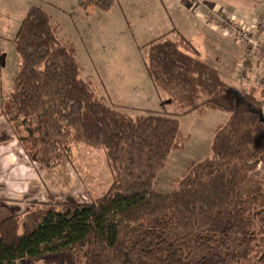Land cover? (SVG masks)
I'll use <instances>...</instances> for the list:
<instances>
[{
    "label": "trees",
    "instance_id": "1",
    "mask_svg": "<svg viewBox=\"0 0 264 264\" xmlns=\"http://www.w3.org/2000/svg\"><path fill=\"white\" fill-rule=\"evenodd\" d=\"M80 5L107 11L113 0ZM13 45L19 61L2 115L28 157L54 169L81 142L103 150L111 183L89 204L40 201L1 219L0 264L76 253L72 264H264V178L249 176L264 161V88L234 97L182 36L149 41L145 69L164 105L229 113L210 157L159 193L154 180L184 141L176 114L109 106L41 6L28 7Z\"/></svg>",
    "mask_w": 264,
    "mask_h": 264
},
{
    "label": "crops",
    "instance_id": "2",
    "mask_svg": "<svg viewBox=\"0 0 264 264\" xmlns=\"http://www.w3.org/2000/svg\"><path fill=\"white\" fill-rule=\"evenodd\" d=\"M21 1L23 3L9 5L3 8L0 17L7 16L9 18L18 14L20 17L22 16V20L28 7L31 5L25 3L29 2V0ZM113 1V6L107 11H103L96 7L79 8V19L82 28L81 40L85 33V40H83V43L84 46L87 47L86 52L82 54V58L85 56L94 68L95 65L100 67L106 65V67H110L111 64L130 68H125V71L121 73L120 76L107 79V81L104 77L102 78V74V76L99 75L95 70L94 72L97 74V79L100 81V84H97L93 76L85 71L84 67L81 65L79 53L74 45L76 49V60L82 67L81 77L91 83L97 94L107 97L109 103L111 102V104L123 108L126 107L125 109L134 110L136 113L144 111L167 112L164 105L161 104L162 99H160L159 94L158 98L154 88L149 86V84L147 87L148 94L144 95L142 92H137L136 94H139V96H137V99L133 102L131 101L132 99H130L133 98V96L126 92L132 84L137 83V81L133 79L131 65L128 60V58L133 59L134 51H132V49L135 50L130 38L132 33L131 23L126 16L130 9V5L135 8V14L141 21L144 19V16L149 17V32L152 31L154 37L144 40L145 45L149 41L162 35H165L168 39L173 38L170 40L174 41H176L179 36H182L196 48L199 60L202 63L216 69L223 81L231 82L232 73L230 74L227 68L231 65L235 67L237 62L241 60V55L243 53L242 43L236 39L230 38L228 33L222 28L212 29L209 27V24H207L204 19L193 12L191 7L195 0ZM140 1L142 7L136 6ZM202 1L210 8L221 11L228 19L238 18L241 22H248L252 18H259L264 15V0ZM142 12H144L145 15H142ZM20 22L15 21L16 26L12 27L11 32L8 34V37L11 38V43H13ZM1 29L4 30L5 27L1 26ZM106 48H108V50L104 53ZM120 55H124L127 58L122 63L118 62ZM259 60L260 59L257 58L255 65L249 64L248 68L251 70L250 76H248L249 78L257 71H259V74L261 73L262 63ZM81 61L83 60L81 59ZM141 63L142 60L137 67L141 68ZM250 83L251 80L249 79V83L233 85V88L237 91L235 97L245 93ZM124 89H126V91ZM3 96L1 95V101H3ZM166 107L176 111L175 106ZM49 187L51 189L59 188L57 186V178H54L53 174H49L48 169L32 163L28 156L25 155L17 138L12 135L9 123L4 115H2L1 102L0 220L8 215L31 209L35 202L55 201V198H53L49 192ZM34 191H39L41 193L36 197ZM18 263L19 261H17L16 264Z\"/></svg>",
    "mask_w": 264,
    "mask_h": 264
},
{
    "label": "rangeland",
    "instance_id": "3",
    "mask_svg": "<svg viewBox=\"0 0 264 264\" xmlns=\"http://www.w3.org/2000/svg\"><path fill=\"white\" fill-rule=\"evenodd\" d=\"M86 1H90V0H86ZM86 1L29 0V2H25V3H28L27 5H31V6L32 5L41 6L50 15L51 22L58 27L59 36L61 37V39L71 43L72 45H75L79 53V59L81 65L84 67L85 71H87L89 74L93 76V79L96 80V83L100 84L99 79H97L98 78L97 74H95L94 72L95 70L99 75L102 74L103 75V76L101 75L102 78L104 77V79L107 81V79L114 78L115 76H120L121 73L125 71V68L129 69L130 67L114 66L113 64H111L110 67H106V65L104 67L95 65L94 68V66L89 63V61L86 59L85 56L84 58H82V54L83 52H86L87 47H85L83 43V40H85V33L83 34L81 40L82 28H81V21L79 19L80 18L79 8L96 7L100 9L99 7L94 5H88L86 7H82L80 5V2H86ZM21 3H23L21 0H0V14H2L1 10L6 6L17 5ZM126 5H130V4H126ZM136 6L142 7L141 1ZM191 8L193 12L197 14L200 18L204 17L206 14V11L204 10L205 13L204 15L201 16L195 10V7L193 5ZM127 13L128 14H126V16L128 17L131 23V30H132L130 38L135 48V50L132 49V51H134L133 59L128 58V60L131 65V72L133 75V79L136 80L137 83L132 84V86H130L127 89V91L126 89L124 90L133 96V98H130L132 99L131 101L133 102L134 100L137 99V96H139V94H136L137 92H142V94L144 95L148 94L147 87L149 84V86H152L154 88L156 95L158 96L159 94L160 99H162L161 104L164 105V102L168 98V96L166 94H162L159 90L156 89L150 77L148 76L147 72L145 74L146 70L144 69L145 55H146L144 40L149 39L150 37H154L153 32L152 31L149 32V27H150L149 17L144 16V19L141 21L140 18L137 17V15L135 14V8L133 6L131 7V5ZM141 14L145 15L144 12H142ZM214 16L218 17L217 13H214ZM21 18L22 16L20 17L18 14H15L14 16L9 18L7 16L0 17V98L1 95L5 96V94H7L11 90L14 75L18 67V61H19L18 56L14 49L13 43H11V38L8 37V34L11 32L12 27L16 26L15 21L20 22ZM223 18H225V15H223ZM259 19L261 20V25L259 26V28L257 24L255 29L254 30L251 29L252 31L250 30L249 33L252 35L254 34V36L258 38L260 46L259 49L253 52L252 56L247 57V53L249 51L247 42L245 41L246 37H248L249 35V33L247 32V28H249V26L253 22L255 23L256 21L258 22ZM219 21H221V24L217 23L216 21L213 22L205 21V22L207 24L209 22V27H211L212 29L222 28L223 30H225L228 33V36H230V38L236 39L237 41L242 43V49H243L241 60L237 62L235 67H232L231 65L230 67L227 68V71H229L230 74L232 73L231 82L230 81L225 82L222 79L221 80L224 83H226V85L231 89L232 95L234 97L237 91L235 88H233V85H243L244 83H249V79L251 80V83L249 84L247 91L252 86L264 88V27H263L264 15L260 16L259 18H252L248 22H243V21L241 22L238 20V18H230V19L227 18V20L226 19L222 20L221 18H219ZM229 22L231 24H228ZM1 26L5 27V29L2 30ZM107 50L108 48L104 50V53H106ZM256 57L259 58L260 59L259 61L262 63V71L260 74L258 73L259 71H257L254 75H252L249 78L248 76H250L251 70L248 68V66L249 64L251 65L256 64V60H257ZM81 59L83 61H81ZM126 59L127 58L124 55H120L118 62L122 63ZM141 60L142 63L140 68L137 67V65L138 64L140 65ZM242 69H243V75L241 74ZM228 75H227V79H228ZM97 95L99 97H102L109 106H118L111 104V102L109 103L107 97L101 96L99 94ZM1 102L3 105V101H1L0 99V104ZM166 106L168 105H164L167 112H158V113H164L165 115H169L175 112L173 114H176V118L180 123V130L182 136L184 137V141L180 148L174 149L170 152V155L168 157L164 169L157 175L156 179L154 180L153 189L159 193H169L175 190L178 182L187 173V169L191 163H199L204 161L206 158L210 157V146L212 143V139L215 135V131L217 127L220 126L221 124H224L229 117L228 112L209 109L206 107L202 109H196L185 115H181L179 114L182 111L181 109H178L176 107L175 108L176 111H174V109H169ZM125 108H123L124 109L123 111L131 116H136L143 113V112L136 113L134 110L125 109ZM10 128L12 131V135H14L18 140V137L14 133L11 125ZM18 143L22 148V150L24 151L25 155H27L23 145L21 144V142H19V140ZM70 151H71V156L69 162L63 163L60 166L54 168L53 170L48 169L49 174H53L54 178H57V186L59 187L57 189L55 188L51 189L49 187V192L51 193L52 197L55 198V201L53 200L51 201L58 204H67V203L89 204L98 197L105 194L111 183V173L106 158L104 156V152L102 149L92 148L81 142L72 144ZM30 161L32 163H35L31 159ZM249 176L253 179L264 178L263 160H261L256 165V167L250 171ZM40 193L41 192L39 191H34V195L36 197H38ZM57 200L58 201L63 200L64 202H58ZM18 213L21 212H17L15 214ZM76 255L79 257L78 253H76L75 255H65V256H61L58 254L44 259H37L32 261L29 260L19 261L18 264H72L73 261L77 262L78 260V257Z\"/></svg>",
    "mask_w": 264,
    "mask_h": 264
},
{
    "label": "built area",
    "instance_id": "4",
    "mask_svg": "<svg viewBox=\"0 0 264 264\" xmlns=\"http://www.w3.org/2000/svg\"><path fill=\"white\" fill-rule=\"evenodd\" d=\"M193 6L195 7V10L202 16L204 15V10L206 11V14L204 17H202L205 21H216L217 23H220L221 24V21H219V18H221L222 20H227V18H223V13L219 10H214V8H209L202 0H195ZM207 8V9H206ZM212 13H213V16H212ZM214 13H217V16L219 17H216L214 16ZM263 22V21H262ZM209 24V22H208ZM228 24H231L230 22ZM258 24V25H257ZM256 25L259 26L261 25V20L259 19V21L256 23L253 22L249 28H247V32L249 33L250 30H254ZM251 30V31H252ZM245 41L247 42V45H248V48H249V51L247 53V57H250L252 56L253 52H255L257 49H259V46H260V43H259V40L256 36H254V34H250L248 35V37H246ZM241 74L243 75V69L241 71Z\"/></svg>",
    "mask_w": 264,
    "mask_h": 264
}]
</instances>
